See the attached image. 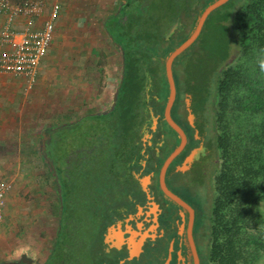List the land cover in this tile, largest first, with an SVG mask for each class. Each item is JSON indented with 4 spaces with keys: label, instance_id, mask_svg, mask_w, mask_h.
<instances>
[{
    "label": "flooded vegetation",
    "instance_id": "obj_1",
    "mask_svg": "<svg viewBox=\"0 0 264 264\" xmlns=\"http://www.w3.org/2000/svg\"><path fill=\"white\" fill-rule=\"evenodd\" d=\"M202 1L197 0L194 10L189 9L191 14L185 18L186 26L179 30L176 23L167 27L154 6L156 28H151L149 34L158 40L148 47L146 43L144 53L162 70L168 53L192 31L201 11L197 7ZM147 2L123 0L108 20L118 18L123 25L125 11L122 14L119 11L123 5L126 4V13H130ZM196 8L198 14L191 19ZM118 28L114 23L108 28V44L110 48L116 47L119 57L117 82L111 90L108 87V112H90L63 120L46 127L41 135L43 154L39 155L44 165L49 166H46L48 172L56 177L60 195V205L54 198L60 212L55 215L51 240L39 251L40 262L21 256L8 264H211L214 258L216 239L223 235L214 229L213 221L220 202L224 158L220 134L214 131L218 119L212 107L216 105L213 94L205 93L204 99L202 96L205 108L197 113L192 105L198 97L193 98L186 92L184 84L178 86L174 82L170 117L182 129L185 142L162 178L165 190L175 198L172 200L162 190L159 174L179 138L162 120L165 98L161 112H153V106L160 101L156 88L149 85L135 89L146 95L145 110L133 109V118L124 124L126 133H120L125 122L124 93L128 90L121 87L126 68L122 54L125 57L128 48L138 53L141 46L139 42L136 44V37L117 35ZM170 34H173L171 38ZM182 62L183 56L173 60L172 75L178 70L182 73L178 66ZM185 98L193 115L191 126L186 121L187 113L185 121H178L176 117L178 105L182 104L185 110ZM191 153V160L185 162Z\"/></svg>",
    "mask_w": 264,
    "mask_h": 264
},
{
    "label": "rangeland",
    "instance_id": "obj_2",
    "mask_svg": "<svg viewBox=\"0 0 264 264\" xmlns=\"http://www.w3.org/2000/svg\"><path fill=\"white\" fill-rule=\"evenodd\" d=\"M54 1L60 5L54 36L34 80L27 84L4 75L6 79L0 83V182L7 186L0 219V264L21 256L40 262V250L49 244L55 228L56 192L39 155L42 132L63 120L107 110L108 87L111 90L119 76L117 49L110 48L102 25L123 0H45L47 5ZM7 2L21 7L24 0ZM227 8L221 6L215 11L223 13ZM3 20L0 12V26ZM24 22L18 18L15 27L20 28ZM105 30L108 31L106 25ZM217 41L218 36L209 29L183 55L189 59L197 47L209 49ZM206 53L204 73L210 65ZM229 60L234 69L245 67L241 53ZM259 77L264 87V72ZM225 115L222 122L214 124V131L224 136L239 122L235 115L236 122L231 114ZM253 208V221L245 228L260 240L261 246L256 248L257 255L251 263L264 264V199H258ZM220 213L222 218L225 209ZM219 231L223 235L216 239L219 251L211 264H218L215 260L225 254L224 230Z\"/></svg>",
    "mask_w": 264,
    "mask_h": 264
},
{
    "label": "trees",
    "instance_id": "obj_3",
    "mask_svg": "<svg viewBox=\"0 0 264 264\" xmlns=\"http://www.w3.org/2000/svg\"><path fill=\"white\" fill-rule=\"evenodd\" d=\"M176 1L159 0L157 3L154 0H149L138 7V10L130 13H126L125 4L119 10L120 14L125 11V24L121 25V19L118 18L111 21L107 18L103 22V33L107 37L108 31L105 30V25L109 28L114 23L119 27L117 35L119 33L123 37L126 35L128 38L136 37V44L139 42V46H141V51L139 50L138 53L132 52L128 48L125 57L122 54L126 68L123 70L121 87L128 89L124 93V98L126 96L127 101L123 125L126 120L129 121L133 118V109L138 107L145 110L146 95L135 91L137 88L149 85L156 88L159 91L157 94L160 101L156 106H153V112L154 114L161 112L162 101L167 92L163 70L157 63L154 64L155 62L151 60L149 54L144 53V48L146 43L148 47L158 40V37L154 40L151 33L149 34L151 28H156L155 13H152L154 6L163 16L167 27L172 23L177 24V30L186 26L185 18L190 17V10H194L197 6V0ZM210 1L213 0H203L202 5L197 7L198 11L202 10ZM169 6L172 7L168 9ZM225 6L228 8L223 13L213 11L214 15L211 13L207 17L201 36L195 43L208 34L209 29H212L218 36V41L214 45L212 44L209 49L197 47V50L192 52V56L185 59L184 55L191 49L193 46L191 45L181 54L184 57V62L178 66L183 68L181 69L182 73H174L173 78L178 86L184 84L186 92H189L193 98L198 97L197 102L192 105L194 112H202V109L205 108L202 96L204 99V94H212L211 90H213L214 103L217 105V109H213V111L217 115L218 121L222 122L226 113L231 114L230 116L235 122L236 117L239 120L234 128H231L232 131L229 134L224 136L222 133L219 136L224 164L222 179L219 182L220 202L215 208L216 216L213 224L214 229L224 230L222 238L225 240L223 243L225 254L215 261L218 264H235L236 262L252 264L251 261L257 255L256 248H259L261 243L257 237L247 231L245 226L253 221L254 203L258 199H264V161L262 159L264 151V87L260 84L259 74L261 71L257 64L258 59L264 56V0H230L223 5V7ZM197 8L191 19L197 16ZM166 29L164 28L165 32ZM172 36L173 34H170L169 38ZM230 39H233L232 44H229ZM117 47L121 52V47L119 45ZM206 51L210 57L208 62L210 65L207 73H204L202 65L205 64L203 61L204 56L207 55ZM238 53L244 56L245 67L234 69L227 60L232 56L235 57ZM132 88L134 91L131 90ZM176 108L177 120L185 121L186 112L182 104ZM120 133H126V125ZM42 161L44 160L42 159ZM48 174L49 179L54 183L51 173ZM54 207L55 212H59L58 206L54 204ZM224 209L225 214L221 218L219 215ZM218 248L217 245L214 258L218 255Z\"/></svg>",
    "mask_w": 264,
    "mask_h": 264
},
{
    "label": "built area",
    "instance_id": "obj_4",
    "mask_svg": "<svg viewBox=\"0 0 264 264\" xmlns=\"http://www.w3.org/2000/svg\"><path fill=\"white\" fill-rule=\"evenodd\" d=\"M2 2L0 12L4 20L0 26V75L31 84L40 61L51 45L60 5L55 1L47 5L45 0H24L21 7L11 6L7 0ZM20 17L25 22L16 28L15 22ZM6 190V184L0 182V219Z\"/></svg>",
    "mask_w": 264,
    "mask_h": 264
},
{
    "label": "water",
    "instance_id": "obj_5",
    "mask_svg": "<svg viewBox=\"0 0 264 264\" xmlns=\"http://www.w3.org/2000/svg\"><path fill=\"white\" fill-rule=\"evenodd\" d=\"M229 0H213L210 1L209 3H207L204 8L200 11L198 17L196 18L194 27L192 29V31L190 32V34L188 35V37H186L181 43H179L176 47H174L169 53L168 55L165 57L164 62H163V76L165 79V83H166V97H165V102L162 108V120L165 122V124L167 125V127L173 132L175 133L178 138H179V143L176 146V148L166 157V159L164 160L161 169H160V184H161V188L164 191V193L170 197V199L175 200V198L170 195L164 188L163 186V182H162V178H163V174L164 171L167 167V165L169 164V162L181 151V149L183 148L184 142H185V137H184V133L182 131V129L180 128V126L172 120V118L170 117V111H171V107L172 104L174 102V98H175V83H174V79H173V75H172V62L173 60L180 56L182 53H184L188 48L191 47V45L194 43V41L196 40V38L198 37V35L201 32V29L203 27V24L205 22V20L207 19V17L216 9H218L219 7L223 6L225 3H227ZM116 92V91H115ZM115 98V93L113 94V99H112V104ZM184 106H185V110H186V121L187 123L191 126L192 124V119H193V115L190 113V109H189V101L187 98L184 99ZM108 109L99 113H107ZM153 123H155V121H153ZM42 145H40V154L42 155ZM192 154H189L186 158H185V162H189L191 160ZM48 166V165H46ZM49 168V166H48ZM52 176H53V181H54V189L56 192V198L58 200V204L60 205V195H59V190H58V184L56 182V177L54 176L53 172H52ZM4 264H8V263H4Z\"/></svg>",
    "mask_w": 264,
    "mask_h": 264
},
{
    "label": "clouds",
    "instance_id": "obj_6",
    "mask_svg": "<svg viewBox=\"0 0 264 264\" xmlns=\"http://www.w3.org/2000/svg\"><path fill=\"white\" fill-rule=\"evenodd\" d=\"M257 64H258L260 71L264 72V56L258 59Z\"/></svg>",
    "mask_w": 264,
    "mask_h": 264
},
{
    "label": "crops",
    "instance_id": "obj_7",
    "mask_svg": "<svg viewBox=\"0 0 264 264\" xmlns=\"http://www.w3.org/2000/svg\"><path fill=\"white\" fill-rule=\"evenodd\" d=\"M8 77H10V76H8ZM10 78H12V79H19V78H13V77H10ZM3 79H6L5 76L4 75H0V83H1V81H3Z\"/></svg>",
    "mask_w": 264,
    "mask_h": 264
}]
</instances>
